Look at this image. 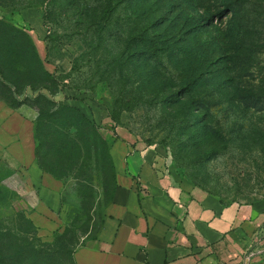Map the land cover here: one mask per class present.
<instances>
[{
    "label": "rangeland",
    "instance_id": "1",
    "mask_svg": "<svg viewBox=\"0 0 264 264\" xmlns=\"http://www.w3.org/2000/svg\"><path fill=\"white\" fill-rule=\"evenodd\" d=\"M0 21L31 37L57 80L51 95L0 79V115L10 103L33 122L42 93L77 102L93 124L63 128L60 153L42 147L46 170L33 140L31 182L3 147L17 122L0 120V238L50 247L63 234L76 248L93 236L115 184L118 126L223 203L264 200V0H0ZM13 41L0 62L32 63L26 36Z\"/></svg>",
    "mask_w": 264,
    "mask_h": 264
},
{
    "label": "crops",
    "instance_id": "2",
    "mask_svg": "<svg viewBox=\"0 0 264 264\" xmlns=\"http://www.w3.org/2000/svg\"><path fill=\"white\" fill-rule=\"evenodd\" d=\"M13 118L3 147L34 182L32 122L7 108L1 125ZM109 154L111 199L95 234L74 250L75 264H264V200L223 203L177 171L165 150L121 126Z\"/></svg>",
    "mask_w": 264,
    "mask_h": 264
},
{
    "label": "trees",
    "instance_id": "3",
    "mask_svg": "<svg viewBox=\"0 0 264 264\" xmlns=\"http://www.w3.org/2000/svg\"><path fill=\"white\" fill-rule=\"evenodd\" d=\"M0 25L4 27L0 32V35L3 36V39H0V52H2L6 41L9 43V46L5 45L7 51L8 47L19 48V45L15 44L13 38L16 37L17 34H21L26 36V39L30 43V50H32L33 53V56H31V59L33 60L32 63L25 59L17 61L16 58L14 59L15 61L10 60L5 62V60H3V62H0L1 81L10 84L14 88L27 86L32 91H35L36 89H44L48 91L49 94H54L52 87H57L56 77L44 67L42 59L36 51L31 37L24 33V31H21L8 23L0 21ZM21 52L22 49L19 50V54H21ZM34 63L36 66H34ZM9 67H14L17 70H9ZM0 100L3 99L0 98ZM37 100H39L42 107L38 110V116L32 122L33 140L35 141L34 153L38 166L42 170H46L47 163L43 159L44 155L40 154V149L42 147H45L43 149L45 150L46 155L51 154L53 151H55V153H60V150L64 151L59 149L63 128L72 127L73 129H78L81 124L80 120L90 127H93V124L76 106L64 104L62 102H55L42 93H39ZM7 105L11 107V109L15 108V106L10 103H7ZM202 130L206 133L209 132L208 125H203ZM198 185L202 186L201 184ZM209 192L219 197L217 193ZM220 200L222 201L221 198ZM19 215L20 217L22 216L21 214ZM18 225V228L22 230V225ZM0 239L2 240L0 246H5V249L1 248L2 253H4L3 258L9 264H75L73 253L76 248L69 247L70 238H66L63 234L57 235L55 242H53L54 244L50 247L44 245H41V247H35L33 241L26 237L16 238V241L13 243H10V239L7 238L4 239L1 237Z\"/></svg>",
    "mask_w": 264,
    "mask_h": 264
}]
</instances>
